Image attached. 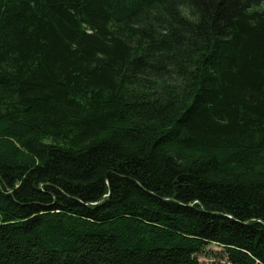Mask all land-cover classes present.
<instances>
[{
	"label": "trees",
	"instance_id": "obj_1",
	"mask_svg": "<svg viewBox=\"0 0 264 264\" xmlns=\"http://www.w3.org/2000/svg\"><path fill=\"white\" fill-rule=\"evenodd\" d=\"M264 264V0H0V264Z\"/></svg>",
	"mask_w": 264,
	"mask_h": 264
},
{
	"label": "rangeland",
	"instance_id": "obj_2",
	"mask_svg": "<svg viewBox=\"0 0 264 264\" xmlns=\"http://www.w3.org/2000/svg\"><path fill=\"white\" fill-rule=\"evenodd\" d=\"M207 251L204 255L199 256V261L203 264H225V260L220 255V253L215 254L214 252H219L220 248L217 245L211 244L207 246Z\"/></svg>",
	"mask_w": 264,
	"mask_h": 264
}]
</instances>
